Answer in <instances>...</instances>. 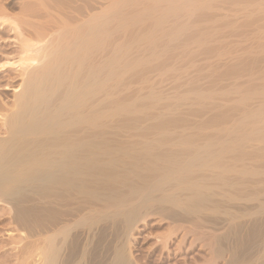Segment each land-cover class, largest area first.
<instances>
[{"label":"bare ground","instance_id":"bare-ground-1","mask_svg":"<svg viewBox=\"0 0 264 264\" xmlns=\"http://www.w3.org/2000/svg\"><path fill=\"white\" fill-rule=\"evenodd\" d=\"M3 1L20 9L0 25L22 30V56L0 72L19 65L22 80L12 103L0 97V205L36 260L104 264L106 233L129 239L158 213L175 264H264V0ZM240 14L259 24L239 53L220 43ZM174 46L215 58L209 86L153 88L145 69L168 72ZM141 69L148 89L124 95ZM125 240L111 264H135Z\"/></svg>","mask_w":264,"mask_h":264},{"label":"rangeland","instance_id":"rangeland-1","mask_svg":"<svg viewBox=\"0 0 264 264\" xmlns=\"http://www.w3.org/2000/svg\"><path fill=\"white\" fill-rule=\"evenodd\" d=\"M7 1L8 0H4L3 2H7ZM108 1L109 0H107V2ZM217 3H219V2H217ZM7 5L8 4H4L3 5V7L5 8V11L6 12H4L3 10H1L2 9L1 8L2 4L0 5L1 12H4L2 14L0 12V16H3L5 18L3 20H6L8 18L7 21L10 20L14 24V22H16V21H12V20H15L16 18H18V16H21V14H19L20 13V9L19 8H15V7H11V5L10 6L9 5L7 6ZM221 5H223V4H221ZM237 7L234 6V9L235 10L236 9H240L239 7L238 8ZM229 9H232V8H229ZM223 12H227L228 13V11H226V10H223ZM232 13H233L232 11H230V13H229L231 15L230 16L231 18H232ZM13 14H15V15H13ZM14 16H16V17L14 18ZM233 16H235V15H233ZM242 16H244V15H241L240 14V15L237 16V18H238L237 20L240 23L237 21V28L236 29L231 30L229 28H226V29L223 30V31L226 30L225 31L226 33L223 32L224 36L227 37L229 35H232V37L230 36L229 37L230 40L229 41H226V42L224 41V39L228 40L229 38L228 37L227 38L224 37L223 38V44L220 43L221 44L220 45L221 48H223V46H224L225 49L227 47L228 50H231L232 51V48L231 49L229 48L230 47L229 44H230V45H232L231 47H233L234 51L237 50L236 52H239V49H241V47L243 46L240 43H243L244 42L243 39H246V37H247V35L249 33L252 36L250 34L248 35L247 38H249L250 40L247 39L246 42L243 43L244 44L243 47L246 48L248 46V45L246 46L247 41H248L249 46L252 45L253 41H255L254 40V37H253V34H254L253 32L255 31V28H254L253 25H254L255 21L252 22L251 24H249L250 26H252V28H250V26L246 25L247 28L249 27V29L251 30V32H250L249 29H248L249 31H246L247 28L244 27L245 26L244 19H245V21H247L248 18H251V17H247L246 18V16H244L245 17L244 18ZM242 18H243V20H242ZM252 19H255L256 20V18H253V16H252ZM16 20L19 22V18L16 19ZM42 20H44V19H42ZM10 21H9V23H10ZM238 23L239 24L242 23L240 25V27H239ZM243 23H244V25H243ZM257 23L259 24V22H257V20H256V23H255L256 26L258 25ZM10 25H12V24H10ZM242 25L245 28V30H243L244 28H242V30L244 32L246 31V33L244 35L245 38H243V36H242V39H241L240 38L241 35H242L241 33H243V32L240 33V31H242L241 30ZM14 27H15V25L14 26L12 25L10 27H9V25H6V26L3 25V24L0 25V67L3 66L4 63H7V61L8 62L9 61H11V62H14V61L17 62L18 61L19 62V60H20L19 59V56H20V54H22V44H21L22 43V41H21L22 38H20V36L22 37V34H21L22 33L21 32L22 30L20 29V32H21L20 33ZM228 29H229V31L231 30L232 33L234 32V34H229V33H231V31L230 32L227 31ZM16 31L18 33H16ZM237 31H238V34H237ZM227 33H228V35H225ZM19 34H21V35H19ZM239 34H240V36H239ZM233 37L235 38V40H234ZM249 41L252 42V43L250 44ZM233 42L234 43L235 42H240V43L239 44L238 43H235L236 44L235 45ZM224 43H225V45H224ZM226 43H228L227 46H226ZM240 45H242V46L240 47ZM253 45H255V42H254ZM192 47H191V49L195 50V47H193V48ZM243 47H242V51L244 50ZM176 48H177V50H176ZM236 48H238V49H236ZM198 49L199 48H197V50H195L196 51V54H197V51L200 50V49L199 50ZM182 50H183L182 47L174 46L173 49L171 50L173 53L175 51L174 56H172L173 53L172 54L169 53L166 56H163V58L161 59L163 62L165 60V63H163V64H165L166 66L173 65L171 63H174V65H173L174 66V69H173V66H170V68L172 67V70L169 68L168 72L165 71V72L162 73L157 68H154L153 69L154 70L153 72H150V71H152V69H145L146 71L144 69L143 70L141 69V70H138V71L129 72L128 73L129 75L127 74L126 77H125V81L128 83V85L126 87H123V89H129V90L124 91L123 94L124 95H131L133 93L134 89H148V88H146V86H144V83L147 84L148 81H149V83H151L153 85V88L154 89L162 90L161 92L162 93L164 92V94H165L164 96H168V97L171 96L173 93H175L177 90L182 89L181 87H182L183 84L185 85V87H183L182 90H184L186 88V84H188L190 82L192 83L193 80H195V79L198 80V82L200 83V85L202 87L209 86L210 85L209 79L207 78V80H208L207 83H206V80H204V79H206L207 71L206 70L204 71L201 68L206 65V63H207L206 59L207 58L209 59V61L210 60H214L215 58L212 57L213 58L212 59L211 56L208 55V54H206V53H204V49L202 50V48H201L202 51L201 50L200 51L203 52V53H199L197 55L194 54V55H196L195 56L196 58L195 57L192 58V57H190L188 55L191 58L190 59V58H188L187 55L185 57V55H182L180 53V51H182ZM254 50H258V53H260V50L258 48H255ZM236 52H235V55H237ZM240 52H241V50H240ZM178 53H179V55H178ZM239 53H238V55H239ZM261 53L263 54L264 51L261 52ZM261 53L259 54L260 57L262 55ZM175 55H178V56H175ZM199 55H201L202 57L199 56ZM256 55H258V54H256ZM165 58L167 60H170L171 62L170 61H167ZM225 58H228V57H225ZM188 59H190V61L194 59L195 61H193V63H195V64H193L192 61H191V64H190L191 66H190L189 65L190 61ZM157 62L158 61L154 62L153 65H157ZM168 62H169V64H168ZM192 64H193V66H192ZM197 64L198 65L201 64V65L198 66ZM263 64H264V62H263ZM175 65H176V67H175ZM16 66L17 65H15V67L8 68L7 71L0 72V97L2 98L3 102H5V101L6 102L8 101L9 103H12L13 102L16 89L18 88L19 84L21 83V80H22V74H21L22 72L21 71H22V69H21V66H19V65L17 67ZM18 69L19 70L21 69V70L19 71ZM200 70H202V71L199 72ZM143 71H145V73ZM134 72H135V75H136L137 72L144 73L145 75H147V78L149 77L150 79H147L148 80V81L146 80L147 82L145 80L141 79V78L140 79H136L137 77H135ZM202 72H204V73L202 74ZM183 76H184V79H181ZM201 76H202V78H203V76H205V78L201 79ZM178 77L181 80L178 79ZM190 77L192 78V80H191ZM187 78L190 79V80H188ZM224 79H225V77H224ZM178 80H179V82H178ZM225 80H226L227 83L225 82ZM225 80H224V82H225L224 84H228L229 81H230V83L232 81H234L233 77H229V76H226V79ZM222 81H223V79H222ZM178 85L180 86L179 87L180 89L177 87ZM189 86H191V84H189ZM174 87H176V88L174 89ZM174 90H176V91H174ZM185 109L184 108L182 109V112L183 113H181V114H183V115L185 114L186 115V113H187V111L189 109H187V108H185ZM183 110H185V111H183ZM188 116H190L189 115V112H188ZM190 117H189V119H190ZM1 122H2V120H0V123ZM0 131H1V129H0ZM6 208H7V210L9 209L8 206H2V205H0V264H40L36 260V257L34 256L36 254L35 251H34V249H32V248L35 247V244H34V241L35 240L27 234L28 232H26V231H23L22 232V231H20L18 229V227H16L17 225L15 226V224L13 223V221H12V219L10 217L11 215L9 213H7V210L4 211ZM2 209H4V210H2ZM5 218H7V219H5ZM161 219H162V217L158 213L157 214L156 213H150V214L143 215L142 220H140L137 223L136 227L134 228V230L130 234V237L128 236L129 239L128 238H125V237H123V239H122L121 238V235H118L117 233H113V232L111 234H109L110 232L109 233H106V234H108V236L106 235V237L103 238V240H102L103 243L98 244V247H97V245H95V247H97V253L99 254V258L101 259L102 263H104V264H106V263L111 264L112 263V260H113V253H114V250H115L114 249L115 246H113V245H116L117 243H122L123 241L125 242L126 241L125 239H127L128 240V243L127 244H128V247H129L128 248V252H130V254H131V257L133 259L132 260L133 263H135V264H175L174 263L175 260H173V256H171L166 251V249L163 248V243H162L163 240L165 239V237L168 236V234H170L169 233L170 232L169 231V227H168L169 226L168 225V221L169 220L168 219L161 220ZM16 229H18V230H16ZM24 232H26V234H24ZM23 234H24V236H23ZM113 234H117V235L114 236ZM110 235H112V236H110ZM20 236L23 237V238H21L22 239V243H20L21 242ZM115 237L117 239H115ZM109 240H110V242H109ZM116 241H117V243H116ZM29 242H31L30 243V247H29ZM31 244H32V246H31ZM101 244H102V246H101ZM93 246H94V244H93ZM110 247L111 248L113 247L112 250L113 249L114 250L112 251ZM17 251H19V252H17ZM32 251L34 253H32ZM28 253H30L31 255L28 254ZM18 256H19V258H18Z\"/></svg>","mask_w":264,"mask_h":264}]
</instances>
